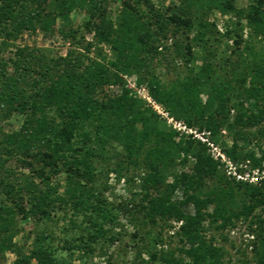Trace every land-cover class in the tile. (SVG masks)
<instances>
[{
	"label": "trees",
	"instance_id": "obj_1",
	"mask_svg": "<svg viewBox=\"0 0 264 264\" xmlns=\"http://www.w3.org/2000/svg\"><path fill=\"white\" fill-rule=\"evenodd\" d=\"M76 11L84 17L73 26ZM113 13L108 0H0V51L24 31L57 32L68 43L64 54L12 43L11 55H0V118L22 115L0 140V264L7 252L11 264L103 253L122 235L121 218L134 226L131 264H223V231L239 219L252 232V260L232 243L238 263L264 264V178L235 181L133 89H112L133 76L174 120L215 141L226 130V155L264 169V0H121ZM215 14L232 19L221 30ZM9 160L27 173L17 176ZM112 175L130 191L115 204L104 196ZM18 215L40 225L22 243L13 240ZM60 220L67 226L53 244L46 226ZM171 223L178 244L158 249Z\"/></svg>",
	"mask_w": 264,
	"mask_h": 264
},
{
	"label": "rangeland",
	"instance_id": "obj_2",
	"mask_svg": "<svg viewBox=\"0 0 264 264\" xmlns=\"http://www.w3.org/2000/svg\"><path fill=\"white\" fill-rule=\"evenodd\" d=\"M110 3V10L113 13L118 6L120 5L121 0H108ZM250 0H237V5L239 7H246V5L249 3ZM154 4L157 6L164 7L166 6L170 0H152ZM114 14V13H113ZM84 17L83 13L80 11L73 12L71 14V21L73 26H76L80 24L82 18ZM214 22L218 29H223V23H226L227 20L230 21L229 16H223L219 14H215L214 16ZM91 36L88 35V39ZM1 41V40H0ZM9 43L8 48L1 49L0 55L2 57H8L11 55V52L13 51L14 47L11 45L12 43L18 44L20 46L28 45L32 47H37L40 49H45V52H50V54H64L67 50L68 43L57 33H43L39 30H36V32H29L24 31L16 40L7 41ZM169 43V42H168ZM230 44V42H229ZM223 47V45H221ZM220 46V47H221ZM220 49V48H219ZM221 50V49H220ZM161 71L165 75L167 79L174 78L175 72L172 68H169L166 64H162ZM125 78V87H118L113 86L112 89L116 92L122 93L124 89H133L135 91V94L137 97L144 100L147 104L151 105L152 108L160 114V116L164 119H166V122L170 124L176 131H178V137L180 135H189V138H192L194 140H197L207 147V152H209L214 159H216L219 163V167L221 171L233 178L235 181H247L243 180L237 177V175H242L244 178H250L251 183L257 182L255 177L251 178V175L253 176H261L263 174L262 171L264 169L261 168H254L251 169L249 166V161H234L230 156L226 155L224 149L230 148L233 144L232 142V135L228 134L226 130H221L220 140L215 141L212 132L207 129H198L197 126L189 127L185 123L174 120L170 114L164 109V107L160 104L155 102L151 96L149 95V92L146 88V86H136L135 85V78L133 76H124ZM22 121V115L17 113H11L7 115V117L4 116L0 118V140L4 141V137L7 134H13L15 131L18 130V127L20 126V123ZM247 130V129H245ZM185 139V138H184ZM241 144V143H240ZM254 145H250L247 148H253ZM260 152L256 150V156H259ZM5 167L14 168L16 171L17 176H20L22 173H27L26 169H22L17 166V164L13 160H9L5 163ZM235 172V174H234ZM230 173V174H229ZM108 182V189L105 191L104 196L108 198V200H111L114 204L120 200L125 199L130 196L129 188L125 186V182L123 179L117 180L113 175L109 177L107 180ZM99 185L102 183L101 180L98 179ZM177 196L180 194V191H177ZM26 207L28 208L29 205L26 204ZM187 210L193 211L192 206H188L186 208ZM16 228L13 231V240L17 243H22L24 241V238L27 234L32 233L29 240H31L33 233L37 231V229L40 228V225L37 226L35 224V221L33 219L25 220L20 215L16 217ZM49 225L46 226L49 228H53V244H57L61 242V238L63 236V232H61L60 227L61 226H67V223H63L61 220L59 221V224L54 227L53 224L51 225V222L48 223ZM121 224L123 233L120 236L119 240L115 241L111 245H107L104 247L103 253H100L101 249H98L96 253L93 255H86L79 259L80 253H75L74 258L75 261L73 264H106L105 261L107 259L108 255H112V260L115 258H120L117 262L118 264H131L133 257L136 255V248H135V241L131 238L130 234L134 231V226L128 221H125V218H121ZM173 227H166L162 230V239L163 243H160L157 245L158 249H168L170 246L173 247L177 245V238L174 236L173 232L177 229L178 223H171ZM119 227H121L119 225ZM224 234L227 235L228 242L225 243V247L229 254L225 255L223 258V264H239L237 259L241 256L240 253H235V249L238 248L239 251L246 252V255L249 259L252 260L251 256V247L247 246L248 238H251L252 232L247 229V223L243 219H239L236 221L235 225L232 227H228L223 231ZM217 235V234H215ZM235 244V249L231 247V244ZM65 253H63L64 255ZM142 257L144 259L147 258L145 253H142ZM232 256L233 260L232 262H229V256ZM120 256V257H118ZM122 258V259H121ZM13 259V255L10 253L5 254V264H11V261ZM152 264V263H151Z\"/></svg>",
	"mask_w": 264,
	"mask_h": 264
},
{
	"label": "built area",
	"instance_id": "obj_3",
	"mask_svg": "<svg viewBox=\"0 0 264 264\" xmlns=\"http://www.w3.org/2000/svg\"><path fill=\"white\" fill-rule=\"evenodd\" d=\"M263 172V174L261 175V176H253V175H251V178H253V177H255L256 179V181L258 180V179H260V178H264V171H262ZM230 174V173H229ZM234 174H235V172H234ZM237 177L238 178H240V179H243V180H247L248 182H250V178H244L242 175H237Z\"/></svg>",
	"mask_w": 264,
	"mask_h": 264
}]
</instances>
